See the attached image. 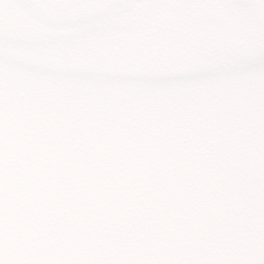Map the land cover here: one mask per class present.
<instances>
[{"label": "trees", "instance_id": "trees-1", "mask_svg": "<svg viewBox=\"0 0 264 264\" xmlns=\"http://www.w3.org/2000/svg\"><path fill=\"white\" fill-rule=\"evenodd\" d=\"M90 54L100 68L105 57L137 61L99 43ZM8 76L0 73V264L264 258V110L212 122L113 97L62 103Z\"/></svg>", "mask_w": 264, "mask_h": 264}, {"label": "rangeland", "instance_id": "rangeland-1", "mask_svg": "<svg viewBox=\"0 0 264 264\" xmlns=\"http://www.w3.org/2000/svg\"><path fill=\"white\" fill-rule=\"evenodd\" d=\"M178 1H168L169 8ZM181 1L185 25L196 26L198 9L205 7L207 0ZM80 2L0 0V73L9 75L11 85L20 83L26 91H52L62 103L89 100L100 104L113 97L131 108L141 104L145 108L150 103L167 107L163 116L193 110L188 116L196 117L202 112L212 122L226 119L228 112L245 117L264 110V41L260 32L264 0H255L243 9L240 24L246 32L241 42L228 43L226 50L218 44L213 49L212 42H184L188 53L178 58L163 57L159 42L135 41L138 28L147 29L141 19L136 23L133 17L142 1L116 0L103 9L92 1L95 13L82 21L73 16V7ZM225 7L232 17L239 13L229 1ZM141 12H135L136 17ZM98 43L104 53L115 51V59L131 56L137 61L119 59L113 66L105 57L103 67L98 62L90 66L86 58ZM194 48L200 50L195 56Z\"/></svg>", "mask_w": 264, "mask_h": 264}, {"label": "flooded vegetation", "instance_id": "flooded-vegetation-1", "mask_svg": "<svg viewBox=\"0 0 264 264\" xmlns=\"http://www.w3.org/2000/svg\"><path fill=\"white\" fill-rule=\"evenodd\" d=\"M72 2L73 0H68ZM82 2L74 5L73 9L79 6H88L91 7L94 11V7L91 2H96L100 6V9L107 7L116 0H80ZM119 1V0H118ZM142 1V2H140ZM168 1L176 0H134L133 4L138 2L142 3V6L137 8L135 7V12L139 9L142 11L138 15L133 12V17L136 23L141 19L145 24L144 26L147 29L144 31L138 28L135 32V41H154L161 44L162 56L165 58H178L182 54H187L185 51L186 47L184 42H212L213 49L218 45H224L226 50L228 43H239L244 38L246 27L240 24V19H242V11L251 5L255 0H251L250 4L241 5L239 3L233 2V0H207V5L202 7L199 10L198 21L196 26L187 27L183 16L184 7L182 5L183 1H178V4L170 7ZM191 2L202 0H190ZM228 1L232 3L235 8L239 10V13L236 12L238 18L235 19L230 15V12H227L225 4H228ZM144 3V5H143ZM180 3V4H179ZM75 4V3H74ZM175 7V8H174ZM175 11V12H174ZM95 12V11H94ZM177 13V14H176ZM180 13V15H179ZM205 13L206 17H203L205 20H209V17H212V22L201 20L200 14ZM144 16V17H143ZM240 16V17H239ZM143 17V18H142ZM139 25L136 24V27ZM201 32H198L200 31ZM245 30V31H244ZM260 32L262 39L264 41V27L260 21ZM145 38V40H144ZM200 52L199 49L194 48L192 55H197ZM245 264H264V258L258 261L247 262Z\"/></svg>", "mask_w": 264, "mask_h": 264}, {"label": "water", "instance_id": "water-1", "mask_svg": "<svg viewBox=\"0 0 264 264\" xmlns=\"http://www.w3.org/2000/svg\"><path fill=\"white\" fill-rule=\"evenodd\" d=\"M75 15L78 18H86L89 15H91V12H89V9H87V8H78L75 10Z\"/></svg>", "mask_w": 264, "mask_h": 264}]
</instances>
